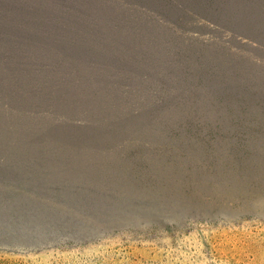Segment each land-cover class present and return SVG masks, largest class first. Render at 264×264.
<instances>
[{
  "label": "rangeland",
  "instance_id": "374dc122",
  "mask_svg": "<svg viewBox=\"0 0 264 264\" xmlns=\"http://www.w3.org/2000/svg\"><path fill=\"white\" fill-rule=\"evenodd\" d=\"M0 258L264 264V0H0Z\"/></svg>",
  "mask_w": 264,
  "mask_h": 264
},
{
  "label": "trees",
  "instance_id": "16d2710c",
  "mask_svg": "<svg viewBox=\"0 0 264 264\" xmlns=\"http://www.w3.org/2000/svg\"><path fill=\"white\" fill-rule=\"evenodd\" d=\"M0 264H21V262L20 263L11 262V261H8L6 259L0 258ZM22 264H24V263H22Z\"/></svg>",
  "mask_w": 264,
  "mask_h": 264
}]
</instances>
